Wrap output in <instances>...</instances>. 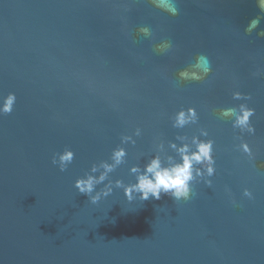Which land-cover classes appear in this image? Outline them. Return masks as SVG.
<instances>
[{
    "label": "water",
    "instance_id": "95a60500",
    "mask_svg": "<svg viewBox=\"0 0 264 264\" xmlns=\"http://www.w3.org/2000/svg\"><path fill=\"white\" fill-rule=\"evenodd\" d=\"M0 264H264V0H0Z\"/></svg>",
    "mask_w": 264,
    "mask_h": 264
},
{
    "label": "clouds",
    "instance_id": "9594fccd",
    "mask_svg": "<svg viewBox=\"0 0 264 264\" xmlns=\"http://www.w3.org/2000/svg\"><path fill=\"white\" fill-rule=\"evenodd\" d=\"M189 111L194 116V110L190 109ZM249 115H251L250 112H245L243 118L239 119V124H245ZM187 122L184 113H180L177 118V124L183 126ZM194 143L197 142L194 141ZM172 147L175 148L176 146L172 145ZM177 151L180 154L181 162L172 163L171 158H169L171 166L164 167L162 166L160 158L155 157L146 166L144 174L138 177V183L133 189L126 190L125 195L130 199V192L135 190L140 193L141 200L145 201L149 198L159 200L162 193H171L175 199H180L181 197L186 198L189 193V181L193 178L192 170L194 163H207L208 174L211 175L213 173L214 170L211 165L214 161L211 157L210 141L208 143H197V151L192 152L191 154H189L190 150L187 145L177 149ZM114 155L117 162H119L121 157H123L124 152L123 150H120ZM108 170H111L110 167ZM133 171H137V169H133ZM197 174L200 173L198 172ZM103 179L104 177L101 176L100 180L102 181ZM77 187L83 194L90 193L93 187V180L89 178L87 181H79Z\"/></svg>",
    "mask_w": 264,
    "mask_h": 264
}]
</instances>
